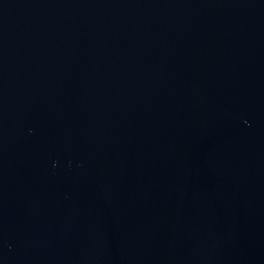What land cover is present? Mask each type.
I'll list each match as a JSON object with an SVG mask.
<instances>
[{"label":"water","instance_id":"95a60500","mask_svg":"<svg viewBox=\"0 0 264 264\" xmlns=\"http://www.w3.org/2000/svg\"><path fill=\"white\" fill-rule=\"evenodd\" d=\"M0 264H264V0H0Z\"/></svg>","mask_w":264,"mask_h":264}]
</instances>
